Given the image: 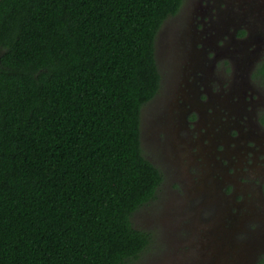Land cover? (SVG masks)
Returning <instances> with one entry per match:
<instances>
[{"label":"trees","instance_id":"16d2710c","mask_svg":"<svg viewBox=\"0 0 264 264\" xmlns=\"http://www.w3.org/2000/svg\"><path fill=\"white\" fill-rule=\"evenodd\" d=\"M184 0H0V264H128L163 171L142 146Z\"/></svg>","mask_w":264,"mask_h":264},{"label":"flooded vegetation","instance_id":"af4514ba","mask_svg":"<svg viewBox=\"0 0 264 264\" xmlns=\"http://www.w3.org/2000/svg\"><path fill=\"white\" fill-rule=\"evenodd\" d=\"M183 10L187 39L193 46L188 51L192 63L185 90L175 89L173 99L178 104L172 108L173 114L187 116L182 130L189 132L188 148L197 162L199 157L205 159L197 155L200 144L211 147L203 149L205 157L223 167V171L212 173L220 179L219 190L209 192L213 197L208 207L216 214L200 234L210 242L206 246L209 255L197 253L195 248L185 253L186 257L193 254L186 260L216 264L212 254L217 252L219 264H224L226 252L238 254L234 264H264V149H257L259 144L264 146V0L249 5L234 0H184L180 10L167 19ZM219 124L220 128H215ZM203 128L213 129L204 135ZM251 158L261 163L263 172L258 177L252 175ZM232 165H239L244 175L237 188L226 177ZM231 196L233 202L228 199ZM214 222L218 234L210 232Z\"/></svg>","mask_w":264,"mask_h":264},{"label":"rangeland","instance_id":"374dc122","mask_svg":"<svg viewBox=\"0 0 264 264\" xmlns=\"http://www.w3.org/2000/svg\"><path fill=\"white\" fill-rule=\"evenodd\" d=\"M255 1L234 0L245 5ZM187 37L188 25L185 23L184 10L175 18L167 19L157 36L156 54L162 80L159 93L144 106L142 111V146L145 156L163 171L164 181L156 200L142 207L133 216L134 225L149 231L152 234V241L141 257L128 264H191L186 259H192L193 254L190 252L186 257L185 253L194 251L195 248V252L202 251L204 255H209L206 246L210 242L200 234H203L207 220L216 214L208 207L212 204L213 197L209 192L211 189L219 190L220 179L218 180L216 176L214 178L212 173L223 171V167L213 162L210 157L206 158L203 149L212 150V148H205L200 144L197 145L199 148H196L197 155L205 159L199 157L200 163L197 162V158L192 156L191 148H188L191 141L188 137L189 132L186 129L182 130L186 127L187 116L173 114L175 111L172 108L174 105L177 106L173 98L176 90L185 86L192 63L189 61L188 51L192 50L193 46ZM181 90L184 91L185 88ZM212 117L217 121L216 116ZM206 124L210 123L207 121ZM218 126L215 128H220V124ZM203 129L204 135L212 130ZM205 139L208 138L205 136ZM239 144L242 145V142ZM233 146L239 145L236 146L234 143ZM261 148L264 149V146L259 144L257 149ZM202 151L204 155L201 154ZM222 151L224 154L228 153L226 148ZM253 155L251 153V156ZM250 162L253 164L252 175L260 176V172H263L261 163L255 162L253 158ZM226 177L228 182L237 188L240 177L244 175L239 165H232ZM228 199L230 202L234 201L233 196ZM216 223H212L210 232L213 233L214 230V233L218 234ZM242 236L247 237V235H239ZM224 253V264H234V258L239 257L236 253ZM212 258L216 264H219L220 255L217 252L212 254ZM192 261L194 264L197 263V260Z\"/></svg>","mask_w":264,"mask_h":264}]
</instances>
